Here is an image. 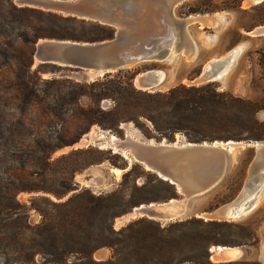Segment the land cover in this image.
I'll return each mask as SVG.
<instances>
[{
	"label": "trees",
	"instance_id": "obj_1",
	"mask_svg": "<svg viewBox=\"0 0 264 264\" xmlns=\"http://www.w3.org/2000/svg\"><path fill=\"white\" fill-rule=\"evenodd\" d=\"M116 32L110 26L0 0L1 264H71L72 257L76 264H214L211 250L257 241L246 227L240 242L228 241L222 233L228 223L199 219L166 226L140 219L116 230V220L135 208L180 199L176 186L137 163L130 167L121 152L120 166L106 159L111 151L92 146L57 157L94 127L124 139V124H133L145 140L157 143L172 142L177 134L196 143L202 141L199 135L231 127L248 128L247 142L264 141L263 125L256 119L264 107L220 93L215 83L148 92L135 86L136 73L107 74L88 83L56 78L63 67L37 66L41 41L94 44L113 39ZM106 100L114 101V107H104ZM107 162L124 171L120 190L96 195L81 189L77 176ZM138 169L151 181L127 187ZM22 194L36 196L22 202ZM102 249H110L112 257L97 262L94 255Z\"/></svg>",
	"mask_w": 264,
	"mask_h": 264
},
{
	"label": "water",
	"instance_id": "obj_2",
	"mask_svg": "<svg viewBox=\"0 0 264 264\" xmlns=\"http://www.w3.org/2000/svg\"><path fill=\"white\" fill-rule=\"evenodd\" d=\"M188 1L15 0V3L19 7L34 8L115 28L117 32L111 40L94 44L51 40L39 43L35 55L40 64L92 72L94 75L102 74L104 77L145 63L166 62L184 53L194 56L196 47L190 35L191 27L198 24L217 27L221 22L205 16L178 17L177 8ZM257 1L264 2L246 0L245 4L251 7ZM254 35L263 37L264 27L254 31ZM237 55L238 52H235L233 57ZM233 65L232 56L212 61L195 84L201 86L216 82ZM165 77L163 71H148L140 75L135 84L139 90L154 92L164 85ZM85 78L86 76H82L79 80ZM118 145V152L126 151L132 163L144 166L147 171L176 186L180 195V199L163 204L142 205L119 218L129 220L128 223L147 218L166 226L181 219L186 214L189 201L215 189L223 181L231 158L247 148H254L255 157L250 163V175L244 190L236 200L209 214V220L223 222L242 217L255 207L256 201L264 192V143L227 141L222 144L178 145L143 142L132 138L129 133ZM224 249L226 251L229 248ZM217 250L219 252L216 249L211 251L213 260L218 263L234 262L226 261L225 251L220 248Z\"/></svg>",
	"mask_w": 264,
	"mask_h": 264
},
{
	"label": "rangeland",
	"instance_id": "obj_3",
	"mask_svg": "<svg viewBox=\"0 0 264 264\" xmlns=\"http://www.w3.org/2000/svg\"><path fill=\"white\" fill-rule=\"evenodd\" d=\"M245 1L246 0H189L177 8L176 14L178 17L186 18L189 16H205L219 19L221 22L217 27L203 26L199 24L191 27L190 35L195 43V55L189 56L184 53L175 56L166 62L145 63L120 70L119 72H123L124 74L128 72L136 73V81L140 75L148 71H163L166 74L165 83L160 89L154 92H167L182 84L187 86H199L198 84H195V82L202 75L209 63L215 60L227 59L232 56L234 59L233 67L220 80L213 82L217 86L218 91L220 93H230L235 98L252 101L259 106L264 107V36L258 37L254 35V31L260 27H264V2L261 1L254 6L248 7L245 4ZM13 2L16 5L15 0H13ZM190 10L196 11L197 13L186 16L185 14ZM44 42L45 41H41L40 43ZM235 52H238V55L233 57ZM36 63L37 66L40 64L38 61H36ZM119 72L113 74H118ZM43 76L45 79L50 78V75ZM55 76L58 79L69 78L78 82L88 83L103 78L102 76H94L90 72H82L71 68L61 69ZM82 76H86V78L85 80L80 81L79 78ZM90 77L92 79H90ZM114 105L115 102L112 100H106L103 103V106L106 108H112ZM242 117L244 120L246 119V115H243ZM256 119L261 125H263L262 129L264 130V109L256 114ZM122 129L125 133L124 139L119 138L115 134L103 131L99 127H94L90 133L83 137L78 145L66 149L59 153L57 157L63 154H68L73 150L89 148L92 146L96 149L104 150L105 152L111 151L112 155L107 156L106 159H109L112 163L120 166L123 164V161L117 157V154H121L114 151V137L120 142L125 140L130 133L131 137L136 140L143 142L147 141L142 137L133 124H124ZM209 132L210 133L207 132L208 134L205 133L199 135V139L202 141L196 143L212 144L215 142H226L221 138H228L227 140L247 143L246 139H248L247 137L251 133L246 127H231L223 129V132L219 130ZM205 137L209 138L206 139ZM164 142L178 145H186L190 143L188 138L183 134H177L175 140L172 142L167 140ZM259 143H264V141ZM254 157V148L243 149L234 155L231 158L223 181L211 192L189 201L186 214L181 219L174 222L192 219L205 220L206 222L210 221L209 214L236 200L244 190L248 181L250 175L249 167ZM129 161L131 164L132 160L129 159ZM134 163L136 162H133L132 165ZM141 167L145 169L144 166L141 165ZM114 170L122 171L107 162L103 165L92 167L86 172L79 174L76 181L79 183L81 189L90 190L96 195L112 194L120 190L124 175V171H122V174H117ZM136 176H138V178H135ZM134 181L138 187H142L146 181H151V179L145 177L142 174V170L138 169L136 175L127 180V187H130ZM73 194L74 193H71L65 201L72 197ZM34 196L36 195L22 194L20 200L22 202H28L29 199ZM140 219L142 218H139L138 220ZM34 220L38 221L39 218L35 215ZM135 221H131L121 227H116L115 224V229L120 230L125 228ZM223 222L228 223V226L222 231L228 241L240 242L245 236L243 230L245 227L253 230L257 239L256 242L249 246L235 247L241 250V252L243 251V257L241 256L240 259L234 262L245 260L247 262L264 264V192L261 193L252 210L247 211L238 219L226 220ZM213 248H215V246L212 247V249ZM212 255L213 254L211 253V260L214 264H226L216 262L212 259ZM111 257L112 251L110 249L99 250L94 255V259L97 262H106L110 260ZM70 262L71 264H76L78 260L77 258L72 257ZM1 263L0 260V264Z\"/></svg>",
	"mask_w": 264,
	"mask_h": 264
},
{
	"label": "bare ground",
	"instance_id": "obj_4",
	"mask_svg": "<svg viewBox=\"0 0 264 264\" xmlns=\"http://www.w3.org/2000/svg\"><path fill=\"white\" fill-rule=\"evenodd\" d=\"M259 2H261V1H257L256 2V4L257 3H259ZM217 20H219V19H217ZM220 21V20H219ZM46 42V41H45ZM44 42V43H45ZM176 56H178V55H176ZM92 75H94V73H92V72H90ZM94 76H103L102 74H99V75H94ZM113 141L115 142V147H114V150H115V152L117 153L119 150H118V144L120 143L119 142V140L117 139V138H113ZM217 143H221V142H217ZM223 143V142H222ZM221 143V144H222ZM119 153V152H118ZM122 154H123V156L124 157H126L127 159H131V157H130V155L126 152V151H124V152H121ZM117 174H122V171H120V170H114ZM129 222V220H125V219H119L118 221H117V225H116V227H121V226H123V225H126L127 223ZM215 250V249H214ZM220 250H222L223 252L225 251V249L224 248H220ZM216 252H219L217 249H216ZM224 253H226L225 254V259H227L226 261H228V262H230V261H236V260H238V259H240L241 258V256H242V252H241V250H239V249H237V248H229V249H226V251L224 252ZM216 261V260H215ZM217 262V261H216Z\"/></svg>",
	"mask_w": 264,
	"mask_h": 264
}]
</instances>
